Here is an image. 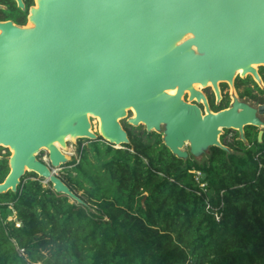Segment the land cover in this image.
<instances>
[{
  "label": "water",
  "instance_id": "obj_1",
  "mask_svg": "<svg viewBox=\"0 0 264 264\" xmlns=\"http://www.w3.org/2000/svg\"><path fill=\"white\" fill-rule=\"evenodd\" d=\"M27 22H0V145L12 151L0 194L15 193L27 172L81 203L51 170L71 162L61 149L98 137L129 144L120 121L131 110L129 125L162 134L172 155L198 163L212 147L232 153L219 141L223 130L246 145L244 127H264V103L233 94L212 112L194 88L210 84L219 102L218 84L233 87L241 71L263 89L254 66L264 67V0H34ZM185 92L204 102V114Z\"/></svg>",
  "mask_w": 264,
  "mask_h": 264
},
{
  "label": "trees",
  "instance_id": "obj_2",
  "mask_svg": "<svg viewBox=\"0 0 264 264\" xmlns=\"http://www.w3.org/2000/svg\"><path fill=\"white\" fill-rule=\"evenodd\" d=\"M23 2L16 23L24 26L33 0ZM237 81L239 98L264 103V89ZM126 126L121 147L78 139L59 178L81 203L34 173L0 194V264H264V134L261 142L246 138L248 149L227 143L229 154L212 147L198 163L172 155L162 134ZM9 204L20 227L6 220Z\"/></svg>",
  "mask_w": 264,
  "mask_h": 264
},
{
  "label": "flooded vegetation",
  "instance_id": "obj_3",
  "mask_svg": "<svg viewBox=\"0 0 264 264\" xmlns=\"http://www.w3.org/2000/svg\"><path fill=\"white\" fill-rule=\"evenodd\" d=\"M10 1H12L13 3H15V6H16V8L19 10H17V11H11L10 9H9V6H7L6 4H4V3H0V10H2L5 14H2L1 13V15H0V22H8V21H10V22H12L14 25H16V26H20V27H23V25H18L16 22H18V20H22V17H21V12H23V10L22 9H20V8H18V6H17V3H16V1H14V0H10ZM22 2H23V0H22ZM263 69H264V67H261L260 69H259V71H257V73L259 74V77H260V79H261V81H262V83H263V85H264V72H263ZM239 78V77H238ZM247 78H249V80H252V81H254L253 80V78L251 77V76H246L245 78H241L240 77V79H247ZM238 81H237V77H236V79L234 80V82H233V86H234V89H237L236 87H235V84L237 83ZM255 82V81H254ZM248 83H250L249 81H248ZM256 83V82H255ZM257 84V83H256ZM251 88H253V85H251V83L250 84H248ZM258 85V84H257ZM221 87L219 88V90H220V94H221V92L223 93V94H225L224 93V88L226 87V84L225 83H222L221 85H220ZM209 86H207V87H205V88H201V89H196V87L194 86V88L197 90V91H199L204 97H205V100H206V103H207V105H208V107H209V109L212 111V112H214L212 109H211V104L213 103V101H214V104L215 105H218L223 99H228L229 100V98H228V95H225L224 96V98L221 96V99H220V101H219V103L218 104H216V96H215V93H214V90L211 92V91H209L207 88H208ZM219 87V86H218ZM213 89V88H212ZM262 89V88H261ZM264 89V88H263ZM239 92H241V89H237ZM254 94H256L257 93V91H254L253 92ZM168 94H170L169 92H168ZM182 100L185 102V103H187V104H190V105H193V106H196L200 111H201V113L202 114H204V111H205V105H204V102L200 99V100H197L196 99V97H193L192 99H190V94H189V92H185L184 94H183V96H182ZM229 104H230V102H229ZM229 104H228V107H229ZM256 104V103H255ZM257 105H260V104H257ZM227 107V108H228ZM226 109V108H225ZM223 110V109H222ZM219 111V110H218ZM215 112H217V111H215ZM249 127L248 126H246V127H244V130H243V133H244V138H245V140H246V142H247V144L245 145L246 147H247V149H248V147H250V146H252L253 145V143H249V141L247 140V139H249V138H256L257 139V141H258V134H259V132H260V130H262V136H261V141H262V137H263V134H264V130H263V127L262 128H257V127H254L252 130H250V129H248ZM228 134V132H225V135H227ZM247 138V139H246ZM234 142L235 141V143L236 142H238V141H241V142H243L242 140H240L239 139V135L236 133V132H234V135L232 136V138L231 139H227L226 141H225V143H223V145H225V146H227L226 144L227 143H230V142ZM244 143V142H243ZM186 145V144H185ZM184 145V146H185ZM228 147V146H227ZM189 148V147H188ZM229 148V147H228ZM184 149V148H183ZM230 149V148H229ZM10 157H11V150H10V148L9 147H5V146H2V145H0V175H1V173L3 172V170H4V166H6V168L8 169L7 170V174L3 177V180L5 179V177L8 175V173H9V171H10V168H9V159H10ZM189 159H192L190 156L188 157ZM193 160V159H192ZM3 180L0 182V183H2L3 182Z\"/></svg>",
  "mask_w": 264,
  "mask_h": 264
},
{
  "label": "rangeland",
  "instance_id": "obj_4",
  "mask_svg": "<svg viewBox=\"0 0 264 264\" xmlns=\"http://www.w3.org/2000/svg\"><path fill=\"white\" fill-rule=\"evenodd\" d=\"M33 5H34V0H33ZM36 7V6H35ZM24 26H26V27H28L29 26V23L28 22H26V24L24 25ZM262 66H254V68L257 70V71H259V69L261 68ZM236 77L238 78H240L241 76H240V72H238L237 74H236ZM236 77H235V79H236ZM242 78V77H241ZM222 84V83H221ZM220 83L218 84L219 85V88L221 87L220 85H221ZM226 84V83H225ZM208 90L209 91H213V89H212V87H211V85L210 84H208ZM195 87H196V89H201L202 87L199 85V84H195ZM264 88V87H263ZM224 93L225 94H223L222 92H221V96L224 98V96L225 95H228V98H229V102H230V104L232 103V101H233V99H232V95L234 94V95H236V97L239 99V100H246L249 104H251V105H253V106H257V104H255V102H253V101H251V100H249V99H246V98H243V99H241V98H239V91L237 90V89H234V86L233 87H231L230 85H228V84H226V87L224 88ZM170 92H173V94L175 93L174 91H170ZM219 102H217V100H216V104H218ZM229 104V105H230ZM132 117H134V113H133V111L131 110V111H128L127 112V117L125 118V119H122L121 121H120V124H121V126H122V128L124 129V127L126 128H129L128 126H126V124H128L127 123V120L129 119V118H132ZM90 123H91V132H93V133H95V134H98L99 133V120H98V118H92V117H90ZM129 125V124H128ZM131 126V125H130ZM132 127H134V126H132ZM137 127H140L141 129L140 130H143V129H145L144 128V126L143 125H139V126H137ZM263 130H264V127H263ZM225 132H228V134L227 135H225ZM238 135H239V133L238 132H236ZM234 135V131H225V130H223V132H222V134L220 135V137H219V141L223 144V143H225V141L229 138V139H231L232 138V136ZM77 142H78V139H75V140H69L68 141V144H67V152H69V153H71V155L69 156V155H67V157H69V159L70 160H72V158H74V157H76V145H77ZM230 142V141H229ZM188 144H186L185 146H184V150L185 151H188ZM11 155H12V151H11ZM48 156V153H47V151L46 150H41V151H39V153H38V155H37V158L38 159H43V158H46ZM192 159H193V157L192 156H190ZM204 160V159H203ZM203 160H202V162H203ZM68 166V165H67ZM67 166H63V167H60V169H61V171L60 172H58V175H61L65 170H67L68 169V167ZM27 173V172H26ZM26 180V179H25Z\"/></svg>",
  "mask_w": 264,
  "mask_h": 264
},
{
  "label": "built area",
  "instance_id": "obj_5",
  "mask_svg": "<svg viewBox=\"0 0 264 264\" xmlns=\"http://www.w3.org/2000/svg\"><path fill=\"white\" fill-rule=\"evenodd\" d=\"M64 154H66V155H71V153H69V152H67L66 151V153L63 151V150H61ZM42 162H44L46 165H49V160H48V156L46 157V158H43V159H40ZM52 170V172L55 174V175H57V176H59L58 175V172H60L61 171V169L60 168H58V169H51ZM196 179H198L199 177H201V174L199 173V172H196ZM41 183L44 185V186H46L48 183H47V181H45V180H42L41 181ZM8 209H10L11 210V213L6 217V220L7 221H13L14 222V225H15V227H20V225H21V223L17 220V217H16V212L14 211V209H13V207H12V204H9L8 205ZM19 254L20 255H23V250H19Z\"/></svg>",
  "mask_w": 264,
  "mask_h": 264
},
{
  "label": "bare ground",
  "instance_id": "obj_6",
  "mask_svg": "<svg viewBox=\"0 0 264 264\" xmlns=\"http://www.w3.org/2000/svg\"><path fill=\"white\" fill-rule=\"evenodd\" d=\"M238 72H240L241 73V71H238ZM237 72V73H238ZM195 86V85H194ZM170 94H173V92H169ZM67 139H69V137H67ZM60 148V147H59ZM62 150V149H61ZM65 153H66V151H64ZM66 155V154H65Z\"/></svg>",
  "mask_w": 264,
  "mask_h": 264
}]
</instances>
